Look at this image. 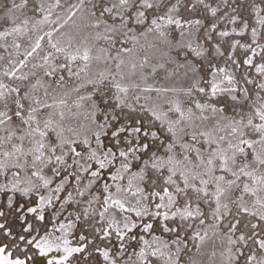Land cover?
<instances>
[{
    "label": "snow or ice",
    "instance_id": "6c2138e0",
    "mask_svg": "<svg viewBox=\"0 0 264 264\" xmlns=\"http://www.w3.org/2000/svg\"><path fill=\"white\" fill-rule=\"evenodd\" d=\"M0 264H264V0H0Z\"/></svg>",
    "mask_w": 264,
    "mask_h": 264
}]
</instances>
